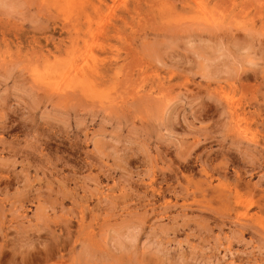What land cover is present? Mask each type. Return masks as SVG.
Masks as SVG:
<instances>
[{"label": "rangeland", "instance_id": "rangeland-1", "mask_svg": "<svg viewBox=\"0 0 264 264\" xmlns=\"http://www.w3.org/2000/svg\"><path fill=\"white\" fill-rule=\"evenodd\" d=\"M0 264H264V0H0Z\"/></svg>", "mask_w": 264, "mask_h": 264}, {"label": "bare ground", "instance_id": "bare-ground-1", "mask_svg": "<svg viewBox=\"0 0 264 264\" xmlns=\"http://www.w3.org/2000/svg\"><path fill=\"white\" fill-rule=\"evenodd\" d=\"M85 59H86V58H85ZM85 59H84V60H85ZM79 65H80V64H79ZM74 67H75V66H74ZM77 67H78V66H77ZM79 68H80V67H79ZM71 70H72V69H71ZM67 74H68V73H67ZM69 75H70V74H69ZM75 76H76V75H75ZM82 78H83V77H82ZM62 82H63V81H62ZM62 82H61V83H62ZM63 83H64V82H63ZM65 84H69V83H68V80H67V83H65ZM50 85H51V84H50ZM63 85H64V84H58V85H56L55 90L58 91V92H60V90H62V86H63ZM92 85H93V84H92ZM63 88H65V87L63 86ZM69 88H70V87H69ZM55 90H54V91H55ZM61 92H62V91H61ZM61 92H60V93H61ZM63 92H64V91H63ZM240 127H241V126H240Z\"/></svg>", "mask_w": 264, "mask_h": 264}]
</instances>
